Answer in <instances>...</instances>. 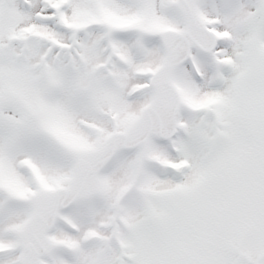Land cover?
I'll return each instance as SVG.
<instances>
[{"label": "snow or ice", "instance_id": "obj_1", "mask_svg": "<svg viewBox=\"0 0 264 264\" xmlns=\"http://www.w3.org/2000/svg\"><path fill=\"white\" fill-rule=\"evenodd\" d=\"M0 264H264V0H0Z\"/></svg>", "mask_w": 264, "mask_h": 264}]
</instances>
